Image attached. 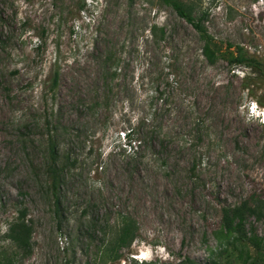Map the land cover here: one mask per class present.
Instances as JSON below:
<instances>
[{"label": "rangeland", "instance_id": "obj_1", "mask_svg": "<svg viewBox=\"0 0 264 264\" xmlns=\"http://www.w3.org/2000/svg\"><path fill=\"white\" fill-rule=\"evenodd\" d=\"M79 1L0 0V251H15L5 233L25 208L32 249L20 264H243L221 210L264 200V81L250 95L248 68L208 62L169 0H85L76 12ZM177 1L204 14L222 52L231 43L264 61V0ZM108 55L116 75L105 91ZM190 114L200 131H187ZM140 122L161 126L166 142L129 143ZM49 135L71 158L58 214L43 164ZM119 215L135 220L137 237L102 262ZM246 230L257 239L247 264H264V216Z\"/></svg>", "mask_w": 264, "mask_h": 264}, {"label": "trees", "instance_id": "obj_2", "mask_svg": "<svg viewBox=\"0 0 264 264\" xmlns=\"http://www.w3.org/2000/svg\"><path fill=\"white\" fill-rule=\"evenodd\" d=\"M171 6L177 13V15L186 21L194 30L198 33L199 37L203 41L202 54L208 62H213L216 56L223 57L232 65L233 67H241L249 69V71L244 72L243 80L244 89L251 95L253 87L259 81H264V61L259 59L257 56L250 54L240 45H233L227 43L228 49L233 47V51L227 55V52L221 51V45H219L213 36L208 32L205 26V16L204 14L194 15L193 9L188 5L177 1L169 0ZM85 0H80L76 8V12H84L86 10ZM150 32L153 37H159V39H164L165 30L162 27H157L152 25L150 27ZM102 81L104 84V90L108 91L111 87L110 83L116 75V67L113 65V57L108 55L102 60ZM58 80V72L55 70L51 77L49 91L55 92ZM110 82V83H109ZM178 84V82H176ZM170 95H167L169 98ZM103 100H96V102L90 106V109L98 108L102 104ZM256 103H262L260 99H256ZM188 111L194 113L190 110L187 105ZM195 114V113H194ZM192 115V114H190ZM193 116V115H192ZM194 115L193 124L187 129L189 132L200 131L198 126L201 124L199 117ZM154 118V117H153ZM151 118V119H153ZM55 129V126H54ZM162 131V132H161ZM163 128L154 125H144L140 122L137 128H131L124 133V136L128 138V142L132 143L134 140L138 141L139 145L145 142V137L147 136L151 141L155 139L160 142L159 136L162 135L161 143L164 140ZM133 136V138H131ZM145 136V137H144ZM166 142V141H165ZM70 156L65 154L63 151H59L56 136L53 137L49 135L46 147V155L44 157V171L46 175L47 182V192L51 195L52 204L54 206V211L58 214L62 210L61 197L64 182L69 175L70 169ZM222 220L224 229L228 234H230V239L228 243H231L236 247L240 258L243 260V264H247L249 259H251L249 253V244L252 243L256 245V237L247 232L246 225L249 217H254L256 220L262 219L264 216V200L260 199L255 195H250L241 201L238 205L232 207L222 208ZM120 223L116 226L112 237L107 241V245L102 251V262L106 261H116L122 256V251L124 249H129L132 242L137 237V223L134 219L128 216L119 215ZM252 228H250L251 230ZM32 232L33 226L29 220L26 219V210L21 208L18 210L17 216L9 223L5 237L11 241L15 251L13 253H7L0 251V264H20L17 260L16 255H20L22 258L28 256L32 249ZM232 234V235H231ZM104 242V240L102 241ZM134 261V259H130ZM136 264V263H134ZM154 264V262L145 263ZM181 264H222L220 258H212L208 262H197L190 259L189 257L183 258Z\"/></svg>", "mask_w": 264, "mask_h": 264}, {"label": "clouds", "instance_id": "obj_3", "mask_svg": "<svg viewBox=\"0 0 264 264\" xmlns=\"http://www.w3.org/2000/svg\"><path fill=\"white\" fill-rule=\"evenodd\" d=\"M142 255H141V252H140V250H139V254H137V255H135V256H133L135 259H139L140 257H141Z\"/></svg>", "mask_w": 264, "mask_h": 264}]
</instances>
